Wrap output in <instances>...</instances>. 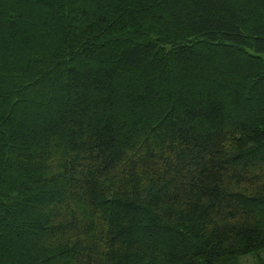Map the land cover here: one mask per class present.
I'll use <instances>...</instances> for the list:
<instances>
[{"label":"trees","instance_id":"1","mask_svg":"<svg viewBox=\"0 0 264 264\" xmlns=\"http://www.w3.org/2000/svg\"><path fill=\"white\" fill-rule=\"evenodd\" d=\"M264 253V0H0V264Z\"/></svg>","mask_w":264,"mask_h":264},{"label":"rangeland","instance_id":"2","mask_svg":"<svg viewBox=\"0 0 264 264\" xmlns=\"http://www.w3.org/2000/svg\"><path fill=\"white\" fill-rule=\"evenodd\" d=\"M259 258L264 262V253H260ZM241 264H258V258L255 256L245 257L242 259Z\"/></svg>","mask_w":264,"mask_h":264}]
</instances>
